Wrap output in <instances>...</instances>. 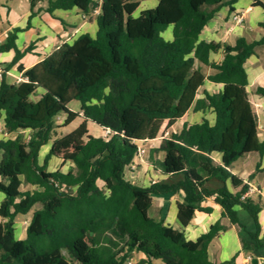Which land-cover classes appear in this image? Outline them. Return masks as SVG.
I'll return each mask as SVG.
<instances>
[{"label": "trees", "instance_id": "1", "mask_svg": "<svg viewBox=\"0 0 264 264\" xmlns=\"http://www.w3.org/2000/svg\"><path fill=\"white\" fill-rule=\"evenodd\" d=\"M237 1L159 0L155 8L134 16L136 0H28L25 28L39 12L54 17L55 12L76 9L90 16L98 9L96 32L61 44L28 70L20 60L34 44L17 49L22 30L14 28L0 43V54L13 52L0 75V121L14 135L0 141V264H126L134 253L143 256L139 264L233 263L235 256L223 263L208 258L209 243L225 229L219 221L190 241L183 230L149 215L152 196L180 192L176 220L181 228L196 211L211 213L200 206L209 198L222 209L221 217L239 229L245 228L236 208L244 210L255 222V232L249 233L254 249L264 248L257 220L264 203L241 199L248 186L230 172L238 159L264 155L244 69L254 49L264 46V34L251 42L240 37L232 46L223 45L219 63L209 55L220 46L199 40L214 13L221 7L233 11ZM253 6L264 5L254 0ZM258 27L264 30V23ZM197 64L213 74L205 77ZM14 67L22 81L9 83L6 74ZM205 81L222 87L213 93L202 90L198 97ZM256 93L264 96V89ZM73 102L77 111L70 108ZM188 112L201 113L200 122L184 124L159 145L162 175L181 179L145 187L129 182L126 172L138 147ZM206 112L214 115L212 124ZM78 118L83 121L77 128L60 132ZM88 122L108 130V138L89 134ZM47 145L40 162V150ZM52 159L67 166L66 171H47ZM211 179L231 180L241 189L209 191L205 184ZM35 205L40 208L33 211L24 237L16 239L17 217ZM242 249L252 251L244 242Z\"/></svg>", "mask_w": 264, "mask_h": 264}, {"label": "crops", "instance_id": "2", "mask_svg": "<svg viewBox=\"0 0 264 264\" xmlns=\"http://www.w3.org/2000/svg\"><path fill=\"white\" fill-rule=\"evenodd\" d=\"M8 4L14 3L16 0H5ZM25 3V10L22 17L19 19H13L8 22V27L4 30L3 36L0 38V43L4 42L8 32L14 28H19L22 32L17 34L15 45L18 50L23 51L29 44H34L30 54L25 55L20 64L24 70L32 68L35 64L43 60L52 51L57 49L61 44H71L79 35L89 34L91 37L95 35V16L96 13L90 16H84L78 10L73 9L70 11H58L54 13V17H50L44 12H39L29 20V27H26L28 17L30 15V8L28 0H23ZM137 1V0H136ZM264 5V0H258ZM138 2V1H137ZM159 0H143L138 2L139 6L134 16L139 15L140 12L153 9L157 6ZM254 0H238L233 5V11H230L228 7H221L216 13H214L211 20L203 27L200 32L199 40L204 42H213L220 46L217 53H211L209 60L215 63H219L223 57V45H234L236 40L240 37L245 38L248 42L258 40L264 30L260 28V31L256 35L252 32L258 27L259 23H264V6H253ZM98 10V9H95ZM10 14V8L6 9V15ZM240 16L241 23H236L233 20V16ZM61 19L65 25H61L59 22ZM167 39L170 38V31H167L164 35ZM13 58V52H7L0 54V72L3 71L5 65L11 62ZM196 67L199 71L207 77L213 74V70L202 65L197 64ZM244 69L246 71L248 85L246 92L248 94L249 102L251 103L257 118L258 128L257 134L261 142H264V96L256 93L257 89H264V46H259L254 49V54L250 56L244 63ZM1 79V76H0ZM6 80L9 83H18L22 81L21 74L17 73L15 67L10 69L6 74ZM221 85H215L208 81L204 82V85L198 92V97L202 96V90H206L209 93L217 92L221 89ZM200 115L201 113L188 112L180 121H178L170 129L164 127L156 137L154 141L142 144L139 147H151L154 146L157 154L161 157L162 153L159 151V145L162 139L168 138L171 133H177L184 124H193L196 122H189L190 115ZM205 118L212 124L214 121V115L206 112ZM0 125L2 122L0 121ZM99 129V128H97ZM167 134L162 137L163 134ZM12 137V135H10ZM96 137L95 135H92ZM47 147V148H45ZM44 150V155L49 150V145L42 147L39 153ZM150 155V148L145 155ZM142 160V159H141ZM141 160H139L140 165ZM134 161H137L134 159ZM138 162V161H137ZM161 163V162H160ZM257 171L254 173L255 169ZM159 175L158 180H152L150 183L163 182L167 184L177 183L181 177H168L161 173V167L156 168ZM230 172L233 177L238 178L243 184L252 185L256 192L251 197L255 201L260 199L264 203V155L259 156L257 154H249L238 159L230 168ZM254 173V174H253ZM253 174V179L248 180L249 176ZM126 177V176H125ZM226 187L231 193L239 192L241 187H233L231 180H226L224 183L216 179H211L205 184V188L209 191L217 190L222 187ZM154 199H164V206L169 208L168 213L170 216L169 222L164 224L171 226L176 230H183L187 240L195 241L201 234L205 233L209 227L215 222L219 221L221 225L225 227L208 245V258L213 263H223L230 261L234 256L235 259L231 264H253L252 260L264 259V248L254 249L253 241L251 240L249 233L255 232V222L253 219L242 209L236 208V215L239 222L245 229H239L235 225H231L227 219L221 217L222 209L213 203L212 199H205L200 204L201 207L211 208V213L195 212L193 219L186 228H181L176 220L177 203H181L183 200V193L180 192L176 195H164V196H152V205ZM151 205V208H152ZM36 209H39V205H35ZM150 208V209H151ZM170 208L173 212H170ZM150 212V211H149ZM172 214V215H171ZM150 215V213H149ZM163 220V214L152 216ZM258 224L260 226V232L258 238L264 236V209L258 214ZM22 239V238H18ZM247 244L252 251L247 252L242 249V243ZM141 255V254H140ZM142 256V255H141ZM247 257H251V261H247ZM143 258V256H142ZM157 262H155L156 264Z\"/></svg>", "mask_w": 264, "mask_h": 264}, {"label": "rangeland", "instance_id": "3", "mask_svg": "<svg viewBox=\"0 0 264 264\" xmlns=\"http://www.w3.org/2000/svg\"><path fill=\"white\" fill-rule=\"evenodd\" d=\"M138 2H143V0H137ZM8 1L5 0H0V38L4 34V30L8 27V22H11L13 19H19V17H22L24 10H25V3L23 0H16L14 3L8 4ZM10 8V14L7 16L6 15V9ZM8 21V22H7ZM260 31V28H256L254 32H252L253 35H256L257 32ZM70 108L74 111L78 110V103L73 102L70 105ZM189 122H196L199 121L200 115H190L189 116ZM82 119L78 118L76 119L70 126L67 128L62 129L60 132L62 134H67L77 128L81 123ZM63 122V118L60 117L57 119V124L61 125ZM87 130L89 134L95 135L96 137H102L103 135V130L97 129V127L92 124L91 122H88L87 124ZM14 135H12L13 137ZM11 137L9 134H7L4 130L2 125H0V141L5 140L7 138ZM47 148V147H45ZM144 150V158L147 152L149 151L150 148V155H147V159L145 160L143 157H141V164L139 163V159H135L137 161H134V169H130L129 171L126 172V179L131 182L132 184L136 186H143L147 185L149 182L152 180H158L159 175L157 173L158 167H160V162H161V157L157 154V151L154 146L151 147H141ZM44 150L41 151L39 160L40 162L42 161L44 157ZM58 168H61L63 171H66L67 166H61L59 161H56L54 159L50 160L47 166V171H54ZM164 199H154L152 208L150 209V216H157L158 214H163V221L168 223L170 216L168 213L169 208L166 209L164 206ZM2 201V195L0 194V203ZM36 210V207H33V209L26 215H19L16 219L15 225H14V235L15 238H23L24 233H25V228L26 225L33 213V211ZM170 212H173V209L170 208ZM172 215V214H171ZM142 256L138 253H134L132 257L130 258L131 264H139V262L142 260ZM156 264H159L157 262Z\"/></svg>", "mask_w": 264, "mask_h": 264}, {"label": "built area", "instance_id": "4", "mask_svg": "<svg viewBox=\"0 0 264 264\" xmlns=\"http://www.w3.org/2000/svg\"><path fill=\"white\" fill-rule=\"evenodd\" d=\"M96 14L98 13V10H95L94 11ZM241 17L238 16V15H234L233 16V20L236 22V23H241ZM0 75H1V72H0ZM19 82V81H18ZM109 131L108 130H103V135L102 137L103 138H108L109 136ZM167 134H163L162 137H165ZM143 154H144V150L143 148L141 147H138L137 149V152H136V155H135V158L134 159H141V157H143ZM135 166H134V161L133 163L129 166V169H134ZM256 192V190L254 189V187L252 185H248V188L246 190V192L244 194L241 195V199H244V198H251L253 196V194ZM247 261H251V257H247ZM126 264H131V261L128 260Z\"/></svg>", "mask_w": 264, "mask_h": 264}, {"label": "water", "instance_id": "5", "mask_svg": "<svg viewBox=\"0 0 264 264\" xmlns=\"http://www.w3.org/2000/svg\"><path fill=\"white\" fill-rule=\"evenodd\" d=\"M252 263H253V264H257V260L253 259V260H252ZM258 263H259V264H264V259H260V260H258Z\"/></svg>", "mask_w": 264, "mask_h": 264}]
</instances>
